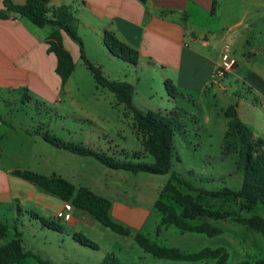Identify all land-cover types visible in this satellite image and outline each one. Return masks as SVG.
Listing matches in <instances>:
<instances>
[{
  "label": "rangeland",
  "instance_id": "obj_1",
  "mask_svg": "<svg viewBox=\"0 0 264 264\" xmlns=\"http://www.w3.org/2000/svg\"><path fill=\"white\" fill-rule=\"evenodd\" d=\"M216 1L218 11L215 16L196 17L187 23V40H192V29L197 36H206L212 42L209 51L220 62L226 49L236 59V71L232 70L226 76L227 84L231 86L230 100L241 109V119L252 130L255 138L264 139V95L259 91L261 88L252 87L253 81L250 79L251 72H254V75L264 80V0ZM234 25L237 27L230 31ZM79 26V36L87 41L84 44L87 58L100 67L111 81L132 84L135 87L134 104L137 108L143 112L166 114L170 110L168 103L171 101L184 110L185 132L175 136L171 171L166 175H154L112 170L92 157L75 155L44 140V136L49 134L63 143L104 152L120 161L146 164L155 161L144 149L143 136L137 131L133 114L118 102L112 92L97 84L81 58L65 87H58L55 99H44L31 92V99L23 100L18 95L16 98L21 99L18 101L10 98L9 106L0 103V116L5 122L0 129V169L28 170L44 176L57 174L78 188L87 187L110 200L113 210L115 208L114 212L111 210L114 222L132 233L144 234L159 246L176 247L185 252L225 248L229 254L227 264H241L245 261L253 263L264 258V239L260 234L233 221L216 223L223 233L215 237L182 232L173 226L164 227L157 233L156 221L162 215L154 208V204L173 174L206 191L241 189L243 177L237 170V156L223 154L227 119L222 110L226 107H222L219 96L214 97L209 91L202 96H193L179 90L177 99L170 98L160 75L162 70L144 71L111 56L105 44L104 48H97L99 40L86 32L83 25ZM34 29L42 36L51 27ZM73 45L80 52L75 42ZM207 117L210 119L208 122ZM135 153L138 158L134 156ZM179 189L189 192L183 185H179ZM192 194L197 196L199 193ZM199 201L215 210H238L240 206V202L233 199L227 201L201 196ZM122 208L143 213L145 218L142 215L140 221L132 218L129 220L127 212L120 210ZM27 210L22 216H19L16 209H6L0 213V220L9 225L5 242L15 238V226L19 233H23L26 248L41 246L45 235H58L41 230L30 216L34 209ZM242 214L247 217H264V208L258 204L251 213ZM18 218L19 221H15ZM92 221L93 225L81 231V234L97 243L99 250H92L79 243L76 248L68 247V256L72 257L73 262L98 264L102 256L105 258L110 254L122 264L171 263L151 255L147 261L139 258L132 248L139 253L144 250L132 236H120L94 218ZM34 235L37 238H33ZM42 254L41 258H44L45 253ZM53 260L56 264L61 261ZM26 263L37 264L32 258H28ZM215 263V260H205L183 264Z\"/></svg>",
  "mask_w": 264,
  "mask_h": 264
},
{
  "label": "trees",
  "instance_id": "obj_2",
  "mask_svg": "<svg viewBox=\"0 0 264 264\" xmlns=\"http://www.w3.org/2000/svg\"><path fill=\"white\" fill-rule=\"evenodd\" d=\"M217 1H213L212 14H215ZM27 19L38 28L52 27L53 32L47 38L48 52L57 59L56 73L65 87L76 70L71 53L65 48L63 35L66 34L80 49V58L92 73L97 84L112 92L118 102L127 107L133 114L137 131L143 136V146L147 153L154 157L153 164L141 162L120 161L104 152L66 144L54 136L46 134L44 140L51 145L69 151L82 157H92L104 166L112 170H122L138 173H149L154 175H166L172 169V160L175 154L174 139L176 134L185 132L184 110L176 107L171 112L162 114L159 112H143L134 104L135 87L128 82L111 81L102 72L100 67L95 66L87 58L83 40L77 31V18L71 8L61 4L44 3L43 0H28L24 4H16L12 0L3 2L0 17L8 19L11 17ZM104 44L110 54L116 58L131 64L138 65L140 54L132 46L121 41L113 32L104 33ZM167 94L172 99H177L179 92L174 83L167 79L164 82ZM31 99L27 90L23 100ZM227 119V130L224 137L225 156H237V170L241 172L243 181L239 191L223 189L221 191H206L194 187L182 178L173 174L161 191L160 198L155 202L154 208L161 213V221L157 232L164 227H175L186 233L206 234L215 237L223 233L216 225L219 222L233 221L245 226L264 239V217L258 215L243 216L251 213L260 204L264 208V139L255 138L252 130L242 121L238 105H230L225 111ZM0 119L1 116H0ZM1 140V138H0ZM138 158V154H134ZM16 176L32 183L42 192L50 194L74 208L86 211L92 218L104 227L112 230L120 236H132L136 244L145 253L161 259L174 262H201L215 260V264H227L229 254L225 248L203 249L199 252H185L176 247H163L153 242L144 234L132 233L111 218L112 203L107 198L97 195L87 187H76L66 178L53 174L44 176L28 170H16ZM179 185L185 186L189 192H182ZM194 192L199 193L195 196ZM201 196L220 198L227 201H238V210L212 209L200 203ZM33 219L38 220L44 228L59 233L65 232V228L59 220H52L40 216L35 211L30 213ZM9 232V225L0 222V241L4 240ZM74 240L80 245L92 250H99V245L86 236L75 233ZM28 257H34L40 264H50L31 251H26L23 240L17 232L15 239L0 246V264H20ZM101 264H122L114 255H107ZM241 264H264V258L253 263L245 261Z\"/></svg>",
  "mask_w": 264,
  "mask_h": 264
},
{
  "label": "crops",
  "instance_id": "obj_3",
  "mask_svg": "<svg viewBox=\"0 0 264 264\" xmlns=\"http://www.w3.org/2000/svg\"><path fill=\"white\" fill-rule=\"evenodd\" d=\"M4 1L0 0V10L3 9ZM12 1L16 4H24L28 0ZM213 1L61 0V3L70 7L75 13L79 35H81L79 25H83L86 32L99 40L96 43L97 48H104V33L113 32L121 41L139 51L140 59L135 68L150 72L162 70L160 75L163 82L167 79L171 80L178 91L181 90L183 93L202 96L209 91L214 97L219 96L223 103L222 107H226L222 110L224 113L230 105L235 104L230 100L231 86L227 84V75L224 78H214L220 59L215 58L209 51L212 48V42L206 36H197L198 34L192 29V40H187L186 25L192 18L216 15L218 7L215 14H212ZM50 3L59 4L54 0ZM237 25L231 26L230 31ZM34 28L38 27L18 16L8 19L0 17V103L4 102L9 106L10 98L21 95L23 99L26 90L29 96L33 92L44 99H55L57 89L62 85L56 73L57 59L48 52L47 38L53 32V28L51 27L50 31L42 36ZM63 42L74 62L77 63L80 60L78 48L66 34L63 35ZM83 42L86 45L85 38ZM236 68L233 70L236 71ZM250 75L253 81L251 86L261 88L262 90L259 91L264 95V80L254 75V72ZM168 104L169 112L178 106L171 101ZM239 114L242 118L241 109ZM209 120L207 117L206 121ZM4 123L3 119H0V129ZM14 171L16 170L0 169V213L6 209L9 211L16 209L19 216H22L26 209L27 211L34 209L40 216L56 221H58L56 216L60 212L71 214L70 220H59L65 228L63 233L44 228L38 220L34 219L41 230L52 231L58 235H45L41 246L33 248H26L24 235L22 232L19 233L15 226L14 229L20 234L25 250L39 253V256L45 253L46 256L42 258L47 259L50 264L52 262L56 264L54 258L61 260L58 264H79L76 261L73 262L72 257L68 256V247L76 248L77 242L73 235L81 234V231L93 225V218L86 211L74 209L70 203L42 192L32 183L16 176ZM120 210L127 212L129 220L132 218L140 221L143 219L142 215L144 216L140 212H130L123 208ZM15 221H19V218ZM160 221L161 218L156 221L157 227ZM7 238L8 235L1 240L3 243L0 246L10 242H5ZM33 238H37V235ZM132 250L138 254L139 258L148 260L149 254L144 251L139 253L135 248ZM28 258L40 264L34 257ZM103 258L104 256L98 264L105 259ZM26 260L20 264H30L26 263ZM170 262L168 264L189 263Z\"/></svg>",
  "mask_w": 264,
  "mask_h": 264
},
{
  "label": "built area",
  "instance_id": "obj_4",
  "mask_svg": "<svg viewBox=\"0 0 264 264\" xmlns=\"http://www.w3.org/2000/svg\"><path fill=\"white\" fill-rule=\"evenodd\" d=\"M236 65H237L236 59L230 56L229 50L226 49L222 55L221 62L216 68L214 78H224L228 72L232 71L236 67ZM56 218L58 220L68 221L71 219V214L70 213L65 214L64 212H60L57 214Z\"/></svg>",
  "mask_w": 264,
  "mask_h": 264
},
{
  "label": "water",
  "instance_id": "obj_5",
  "mask_svg": "<svg viewBox=\"0 0 264 264\" xmlns=\"http://www.w3.org/2000/svg\"><path fill=\"white\" fill-rule=\"evenodd\" d=\"M54 1H56L59 4L61 3V0H54ZM43 2L47 4V3H50L51 0H43Z\"/></svg>",
  "mask_w": 264,
  "mask_h": 264
}]
</instances>
